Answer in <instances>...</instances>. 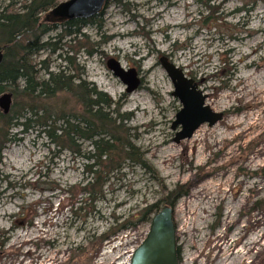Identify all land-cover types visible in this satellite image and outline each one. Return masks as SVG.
Returning <instances> with one entry per match:
<instances>
[{"label": "rangeland", "instance_id": "obj_1", "mask_svg": "<svg viewBox=\"0 0 264 264\" xmlns=\"http://www.w3.org/2000/svg\"><path fill=\"white\" fill-rule=\"evenodd\" d=\"M22 4L0 0V11ZM105 7L83 38L61 40V27L44 36L51 46L33 61L42 80L47 71L71 78L72 92L42 105L57 117L82 113L80 83L116 103L107 112L116 119L119 111L133 160L109 176L104 200L83 220L71 215L68 192L89 177L90 143H78L80 155L58 154L44 134L12 130L17 139L0 154V264H130L155 216L146 211H161L175 192L185 195L173 208L180 264L263 263L264 2L113 0ZM162 58L192 76L206 106L224 115L180 144L173 141L181 128L172 125L182 105ZM110 61L135 72V91L127 93ZM21 209L27 220L18 218ZM120 227L127 230L101 248L89 246Z\"/></svg>", "mask_w": 264, "mask_h": 264}, {"label": "trees", "instance_id": "obj_2", "mask_svg": "<svg viewBox=\"0 0 264 264\" xmlns=\"http://www.w3.org/2000/svg\"><path fill=\"white\" fill-rule=\"evenodd\" d=\"M111 1L113 0H108ZM59 4L61 0H23L20 8L11 6L10 9L0 11V52L3 55L0 63V96L11 94L13 99L7 115L0 109V154L8 144L16 141L18 135L12 133L15 128L21 129L20 135L34 131L44 134L58 154L69 151L80 155L78 143L81 141L90 143L92 150L89 154L93 152V155L85 156L87 161L92 162L86 165V174L89 177L68 192V208L71 215L84 220L88 210L93 212L95 204L104 200V190L109 176L122 170V162L133 160L135 148L128 139L122 138L125 132L122 124L118 123L119 111L112 112V115L117 116L116 119H112L111 114L107 112L116 106V103L96 89L93 93L87 94L82 83L76 86L82 109L80 115L71 114L59 118L51 109L42 106L45 101L60 92H72L71 78L67 79L61 73H48L45 68L48 78L43 80L40 78V71H37V64L33 58L51 46L49 43L42 44V38L59 27L65 34L60 37L61 40L73 36L83 38L85 35L82 31L88 26L96 25V18L57 22V17L48 13ZM43 15L46 17L42 18ZM52 52L55 53V49ZM70 60L69 57L66 59L69 63ZM175 193L167 196L161 204L173 209L176 202L185 196ZM159 206L150 207L146 214H157L160 211ZM18 218L27 220L28 212L21 209ZM125 230L127 227L116 230L111 228L107 233L98 237L93 236L94 240L89 246L97 245L101 248L104 243ZM87 252L88 250H83L79 256L84 257ZM260 264H264V261Z\"/></svg>", "mask_w": 264, "mask_h": 264}, {"label": "water", "instance_id": "obj_3", "mask_svg": "<svg viewBox=\"0 0 264 264\" xmlns=\"http://www.w3.org/2000/svg\"><path fill=\"white\" fill-rule=\"evenodd\" d=\"M107 2L108 0H69L58 5L49 15L57 17L59 23L90 20L102 13ZM2 60L3 55L0 52V63ZM160 63L173 84L172 96L182 105L172 125L173 131L181 128L176 133L174 143L180 144L191 139L205 124L214 127L223 120V114L213 113L206 106L207 95L199 90L197 83L181 68L171 63L168 58H162ZM108 68L127 87V93L136 90L139 81L133 70L125 72L120 64L114 61L108 63ZM11 105V94L0 96V109L5 115L9 113ZM130 264H180L174 210L171 207H164L152 218L149 233L134 252Z\"/></svg>", "mask_w": 264, "mask_h": 264}, {"label": "bare ground", "instance_id": "obj_4", "mask_svg": "<svg viewBox=\"0 0 264 264\" xmlns=\"http://www.w3.org/2000/svg\"><path fill=\"white\" fill-rule=\"evenodd\" d=\"M257 89H259V88H256L254 91H261L262 89H260V90H257ZM241 135V134H240Z\"/></svg>", "mask_w": 264, "mask_h": 264}]
</instances>
